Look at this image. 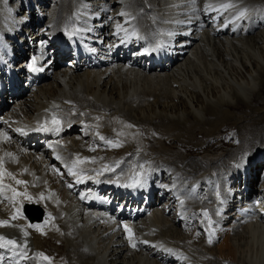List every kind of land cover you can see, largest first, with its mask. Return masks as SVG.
Instances as JSON below:
<instances>
[{"label": "bare ground", "instance_id": "obj_1", "mask_svg": "<svg viewBox=\"0 0 264 264\" xmlns=\"http://www.w3.org/2000/svg\"><path fill=\"white\" fill-rule=\"evenodd\" d=\"M20 1L9 0V3L13 7L11 3L17 5L20 4ZM98 1L90 0L93 4ZM107 1H104V4H108ZM144 1L146 0H128L131 4ZM178 1L180 0H149L151 4L160 6L159 9H167L164 5L168 6V9H176L174 4H177ZM251 1L264 2V0ZM36 3L42 10L51 8L54 17L48 16V18H52L49 19V22L42 20L46 23L45 25L54 22V25H48L51 30L59 29L63 24H71L74 16L72 5L81 4L77 0H36ZM5 4L6 0H0V14L4 12ZM108 7L114 11V7L111 5ZM92 9L101 17L91 23V29L84 26L83 29L86 32L83 44L80 46L86 49L88 56L94 58L98 57V54L103 56L111 52L108 35L110 16L108 8L103 3L92 6ZM22 13L23 8H20V14ZM82 13L85 15L81 19L87 23L92 12L84 9ZM86 15L89 18L87 20H85ZM8 20L11 19L8 18ZM82 21L79 20L80 26L76 28L78 31L83 26ZM58 23L61 25L58 26ZM203 25L204 22L200 18L195 21L192 34L188 38L190 39L189 45L176 49L181 53H178L176 60L161 72L154 70L147 74L140 70L126 68L122 66L121 62L112 63L111 66L100 69H89L88 56H79L78 60L73 62L74 68H70L73 72H67L65 68L55 66L62 71L60 77L56 74L57 71L52 75L46 74L44 81L39 84L35 100L26 104L20 99L18 100L19 108L22 112L30 114L38 107L43 106L49 98L60 97L62 102H65V98L72 97L88 109L107 110L112 115H120L140 124L143 126L147 146L152 144L147 149L149 154L158 159L154 167L158 168L162 164H167L173 167L172 173L185 174V177L188 178L195 176L197 180H200L198 191L204 195L206 191L203 183L204 176L211 173L221 178L228 170L229 159L234 158L236 154L233 156L230 152L215 153L203 150L202 153H199L200 157L196 156L188 162L185 161L186 164L183 167H178V164L183 162L186 157L180 154L177 147L192 145L198 146L199 149L202 144L204 145L202 138L217 135L218 125H222L225 121H233V124L237 126L240 138L239 144L233 146V150L238 154L259 152L256 151L257 148L264 144V26L262 29H255L257 32L254 35L247 34L244 37L219 39L208 35L200 36L197 28ZM31 27L35 28L36 24L32 23L25 29L32 31ZM37 40L38 38L35 37L30 44H23L24 56L28 55L27 51L35 52L37 50L40 45ZM24 41L26 42V40ZM88 49L96 53L90 52L89 55ZM38 63L41 64V61ZM174 99L177 102H174ZM125 119L122 118V120ZM197 133L203 134L199 140ZM154 134L164 138H156ZM24 135L30 137L32 133H24ZM10 139H6L7 143L3 147L11 149L18 156V165H28L43 178L53 179L52 172L43 159L35 158L25 149V146H20ZM127 142L122 141V143ZM251 142H255V145L250 144ZM130 143L141 145L136 140ZM176 143L177 146L174 147ZM236 143L237 140L234 138L230 144L235 145ZM104 146H101L100 150L133 154L132 148ZM100 150L93 151L94 153L90 152L89 158L90 161H93L91 163L105 164L113 168V171L122 179L135 174L140 168L137 162L141 156L130 161L115 160L110 157L101 158ZM224 155H229L228 159L221 158ZM74 162L78 170L84 166L80 161L76 162L75 159L72 164ZM254 162L251 164V168L262 169L264 167V159L255 162V164ZM1 172H3L2 169ZM200 172L202 173L199 174ZM258 172L259 170L255 174L251 173L249 181L245 182L246 193L239 189L236 197L239 195L242 198L247 195L252 197L257 193V190H253L255 188L253 184L258 180ZM15 173L24 177L19 171H15ZM169 177L171 175L167 173L161 175L162 179ZM261 182L264 184V175ZM190 184L188 182V185ZM222 187L223 181L220 180L218 191L212 194V199L222 192ZM131 191L132 194L138 195L139 187H133ZM64 194L68 199L67 207H69V211L71 210L72 217H76V221L84 222L79 228V232H76L74 236L63 234L53 237L62 242L66 249L65 255L72 264H158L154 255L153 258H150L142 251L129 249L122 240L119 230L109 232L112 227H107L94 220L90 221L87 216L84 217L76 207L70 206L74 199L69 194ZM228 198L230 199L231 196ZM225 201L231 200L225 199ZM226 205L229 209L231 204ZM217 209L221 210L219 206ZM138 223L136 226L138 232L146 230L150 223L158 229V231H151V234L154 233L156 236L171 238L181 235L179 228L172 223L171 218L165 217V214L159 211L144 217ZM232 225H229L227 230H222L220 234L222 240L220 239L221 242L217 243L216 247H207L210 249L213 247L216 249V253H210L211 257L204 259L205 262L208 264H264V224L255 221L248 222L246 218H241L236 226ZM175 233L178 234L175 235ZM48 244L53 247L50 238L36 237L35 240H32V245L35 247L44 248ZM194 245L198 247L199 243ZM35 264H40V262Z\"/></svg>", "mask_w": 264, "mask_h": 264}, {"label": "rangeland", "instance_id": "obj_2", "mask_svg": "<svg viewBox=\"0 0 264 264\" xmlns=\"http://www.w3.org/2000/svg\"><path fill=\"white\" fill-rule=\"evenodd\" d=\"M53 16V15H52ZM44 20H46L47 22H49V19L50 18H48V16L47 17H45V18H43ZM52 19V18H51ZM50 19V20H51ZM44 24H46V23H44ZM257 32V30H255V31H252V33H250L249 35H254L255 33ZM70 60V59H69ZM19 65H20V63H19ZM60 67H62V66H60ZM69 68H74V65H72L71 67H69ZM154 71V70H153ZM160 72V71H159ZM49 81V80H48ZM185 98V97H184ZM174 102H177V100L176 99H174ZM223 122V121H222ZM230 121H225L224 123H222V125H218V127H217V129H216V132L218 131V133L219 132H221V130L223 129V128H225V127H231V128H233V129H235L234 131H236L237 132V126L235 125V124H233V121L232 122H230ZM232 124V125H231ZM166 125H168V124H166ZM231 125V126H230ZM217 133V134H218ZM237 134H238V132H237ZM199 135V136H198ZM203 136V134L202 133H197V139L199 140L201 137ZM168 139H170L171 140V138H168ZM212 136H210V138L208 137V136H206V137H204V138H202V140L204 141V145L202 144V147L201 146H199V147H201V148H199L198 149V146H187V145H185L184 147H177V150L180 152V154L183 156V157H186V159L184 160V163H186V162H188L190 159H192V158H194V157H200V154L199 153H202L203 152V150H210L211 152L213 151V152H215V153H226V152H230V153H232V155L234 156L235 154H238V152H235L234 150H233V148L235 147L234 145H231L230 143H227V144H225V145H223V146H221V147H218V143H213L212 142ZM165 141H168L167 139H165ZM250 144H253V145H255V142H251ZM177 146V143L175 144V146L174 147H176ZM204 146V147H203ZM207 146V147H206ZM234 146V147H233ZM102 147H105L104 145L102 146ZM102 147H99V146H96L95 148H93L92 150H91V152L92 153H94L96 150H100V148H102ZM185 147H187V148H185ZM190 147V148H189ZM120 148H122V147H120ZM126 148H132V147H126ZM202 148H203V150H202ZM180 149V150H179ZM187 149V150H186ZM189 150V151H188ZM94 151V152H93ZM102 153L103 152H105L106 150H100ZM201 151V152H200ZM257 152H258V148H257V150H256ZM190 154H189V153ZM102 153H100V155L102 154ZM185 153H187V154H185ZM234 153V154H233ZM96 155H97V153H95ZM129 155H130V153H129ZM98 156V155H97ZM228 156L229 155H224V157H221V158H223V159H228ZM157 158H160V156H157ZM189 158V159H188ZM182 160V159H181ZM186 161V162H185ZM91 162H93V161H91ZM189 169V168H188ZM202 173V172H201ZM201 173H199V174H201ZM198 176V175H197ZM257 176H259V172L257 173ZM257 182V181H256ZM256 182L253 184L254 186L256 185ZM253 190H257L256 189V187L253 189ZM165 217H167V218H170V216L169 215H166L165 214ZM178 229V228H177ZM179 230V229H178ZM171 233H172V231H170ZM176 232V231H175ZM176 234H178V233H175V235ZM230 235L232 234V231L229 233ZM221 240H222V238H220ZM221 240H219V242H217V243H220L221 242ZM217 243L216 244H214L213 246H215L216 247V245H217ZM53 245H55L54 243H52ZM205 249L206 250H209V253H216V249H214L213 247L210 249V248H207V247H205ZM211 251V252H210ZM63 252H64V250H63Z\"/></svg>", "mask_w": 264, "mask_h": 264}, {"label": "snow or ice", "instance_id": "obj_3", "mask_svg": "<svg viewBox=\"0 0 264 264\" xmlns=\"http://www.w3.org/2000/svg\"><path fill=\"white\" fill-rule=\"evenodd\" d=\"M193 4H195V0H193ZM221 7L224 10H228L229 8L234 7V5H232V4H223V5H221ZM120 15L124 16V15H126V13L122 12V13H120ZM245 15H246V10H242V11H240L238 18H242ZM117 28L119 29L120 28V25H117ZM132 34L133 35H136L135 32H133ZM66 35H69V39H71V34H69V33L66 32ZM170 35H171V33H170ZM157 47H160V45H157ZM36 64H37V59L35 57H33L31 63L28 64L27 67H28V69L30 71H33V72H35V71H42L43 69L36 67ZM60 123L61 122L56 117H53L52 118V124L55 125V127L50 128V127L41 126V127L37 128L36 131H55V132L59 133V131L61 130L60 129ZM127 127H133V125H130L129 124V125H127ZM17 131H21V130L20 129H17ZM4 135L6 136V134H4ZM101 140H104V137H101ZM105 142L108 143V144H110V145H112V146H118L117 144H113V142L110 141V140L105 141ZM50 147H51V145H50ZM7 155L10 156L11 153H8ZM57 158L59 159V157H57ZM74 167H75V162L73 163V167H70L68 169L69 174H71V175H77V173H75L73 171V168ZM141 167H143V166H141ZM237 167H240V165L238 164ZM17 183H23V181H17ZM140 184H141V181L140 180H136L135 184H133V185H124V186L125 187H129V186H137V185H140ZM69 187H71V185H69ZM17 195H23V194L17 193ZM41 198H43V197H41ZM181 204H183V201H181ZM204 215L207 216V212H205ZM6 223H7L6 221H0V224H6ZM31 226L32 227L39 228L38 225H31ZM125 230L128 231L129 233H131V230L128 229L127 226H125ZM25 235H27V233H25ZM0 240L4 241V243L0 244V247H7L8 245L17 246L16 245V241H13V240H5L4 237H0ZM145 243H147V242L145 241ZM208 243L209 244L213 243L212 233L211 232L209 233V236H208ZM132 246L135 247L136 245L133 243ZM168 251H171V250L169 249ZM40 255L43 256L42 253ZM44 259L47 260L48 258L47 257H44ZM0 260H3V257L2 256H0Z\"/></svg>", "mask_w": 264, "mask_h": 264}]
</instances>
